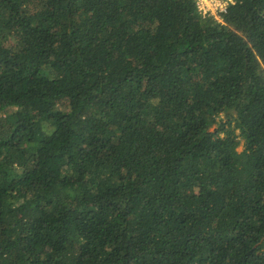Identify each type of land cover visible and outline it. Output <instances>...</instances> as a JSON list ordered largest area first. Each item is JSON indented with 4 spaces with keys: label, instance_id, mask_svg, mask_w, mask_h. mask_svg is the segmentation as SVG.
Here are the masks:
<instances>
[{
    "label": "trees",
    "instance_id": "obj_1",
    "mask_svg": "<svg viewBox=\"0 0 264 264\" xmlns=\"http://www.w3.org/2000/svg\"><path fill=\"white\" fill-rule=\"evenodd\" d=\"M220 19L0 0V264H264V0Z\"/></svg>",
    "mask_w": 264,
    "mask_h": 264
},
{
    "label": "built area",
    "instance_id": "obj_2",
    "mask_svg": "<svg viewBox=\"0 0 264 264\" xmlns=\"http://www.w3.org/2000/svg\"><path fill=\"white\" fill-rule=\"evenodd\" d=\"M197 13L202 18H211L221 22L220 15L223 14L229 5L235 0H193Z\"/></svg>",
    "mask_w": 264,
    "mask_h": 264
},
{
    "label": "rangeland",
    "instance_id": "obj_3",
    "mask_svg": "<svg viewBox=\"0 0 264 264\" xmlns=\"http://www.w3.org/2000/svg\"><path fill=\"white\" fill-rule=\"evenodd\" d=\"M25 146L28 147V148H32V149L34 148V146H32V144H30V145L26 144ZM240 148H241V147L238 146V147H237V150H240Z\"/></svg>",
    "mask_w": 264,
    "mask_h": 264
}]
</instances>
